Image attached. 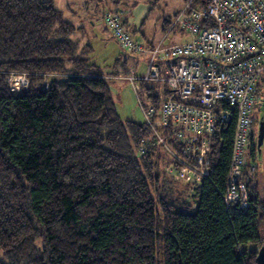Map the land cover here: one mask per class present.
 Masks as SVG:
<instances>
[{
    "label": "trees",
    "instance_id": "trees-1",
    "mask_svg": "<svg viewBox=\"0 0 264 264\" xmlns=\"http://www.w3.org/2000/svg\"><path fill=\"white\" fill-rule=\"evenodd\" d=\"M76 30L53 0H0V264H256L264 169L247 176V207H226L233 124L216 129L208 177L177 180L179 143L121 121ZM11 73L27 88L11 92Z\"/></svg>",
    "mask_w": 264,
    "mask_h": 264
},
{
    "label": "built area",
    "instance_id": "built-area-1",
    "mask_svg": "<svg viewBox=\"0 0 264 264\" xmlns=\"http://www.w3.org/2000/svg\"><path fill=\"white\" fill-rule=\"evenodd\" d=\"M189 0L170 21L167 31L183 30L190 39L163 49L166 36L155 47H145L124 28L117 12L103 13L104 26L124 53L146 54V72L130 81L160 83L166 87L158 108L150 103L140 109L156 144L168 138L179 143L174 155V177L199 185L209 171L205 158L220 125L233 124L232 151L223 196L226 207H247L245 151L252 130L259 81L264 77V0ZM166 31V32H167ZM9 90L19 93L28 86L26 74L7 75ZM46 88V85H44ZM138 97V96H137ZM160 114L158 132L154 114ZM246 172V177H245Z\"/></svg>",
    "mask_w": 264,
    "mask_h": 264
},
{
    "label": "rangeland",
    "instance_id": "rangeland-1",
    "mask_svg": "<svg viewBox=\"0 0 264 264\" xmlns=\"http://www.w3.org/2000/svg\"><path fill=\"white\" fill-rule=\"evenodd\" d=\"M183 5L184 0H161L156 8H151L144 0H53V6L61 13L63 20L77 29L71 36L80 49L77 56L86 59V62L95 66L104 77L114 101L115 111L121 121L144 124L145 119L140 109L139 100L146 111L147 104L150 103L148 94H157L162 97L166 87L160 83L135 81L138 91V95H136L130 81L126 78L134 76L140 80L144 76L147 55L124 53L104 26L103 13L117 12L124 28L134 40L144 44L145 47L150 44L158 46V43L166 36L161 45V48L166 49L190 39L180 28L165 33L162 31L163 21H171ZM258 84L257 102L260 101L262 93H264V82L260 79ZM256 118L255 110L253 121ZM153 120L158 132L163 134L159 128L160 114H154ZM164 153L165 151L162 156L166 157V153ZM249 156L250 152L247 149L245 151L246 164ZM260 168L264 169V162ZM259 180L262 186L264 180L261 177ZM250 249L256 250L253 247Z\"/></svg>",
    "mask_w": 264,
    "mask_h": 264
},
{
    "label": "flooded vegetation",
    "instance_id": "flooded-vegetation-1",
    "mask_svg": "<svg viewBox=\"0 0 264 264\" xmlns=\"http://www.w3.org/2000/svg\"><path fill=\"white\" fill-rule=\"evenodd\" d=\"M261 99H264V93H262ZM254 109L257 112V118L255 121H253L252 119V130H251V134H250L249 141H248V150H250L253 153V161L256 167H258L260 163V160H259L260 157L262 158L261 161L264 162V146H262L260 152H258L256 148V126H257L259 116H261L262 113H264L262 112V103L260 101L258 102L256 101ZM255 110H254V113H255Z\"/></svg>",
    "mask_w": 264,
    "mask_h": 264
},
{
    "label": "water",
    "instance_id": "water-1",
    "mask_svg": "<svg viewBox=\"0 0 264 264\" xmlns=\"http://www.w3.org/2000/svg\"><path fill=\"white\" fill-rule=\"evenodd\" d=\"M260 102L262 103V112H264V99H261ZM262 146H264V113L259 116L256 126V148L258 152H260ZM259 160V166H261L262 158L260 157ZM256 264H264V244L261 245L257 252Z\"/></svg>",
    "mask_w": 264,
    "mask_h": 264
},
{
    "label": "crops",
    "instance_id": "crops-1",
    "mask_svg": "<svg viewBox=\"0 0 264 264\" xmlns=\"http://www.w3.org/2000/svg\"><path fill=\"white\" fill-rule=\"evenodd\" d=\"M103 13V12H102ZM155 43V42H154ZM157 44H150V46L149 47H155ZM131 72H133V71H131Z\"/></svg>",
    "mask_w": 264,
    "mask_h": 264
}]
</instances>
